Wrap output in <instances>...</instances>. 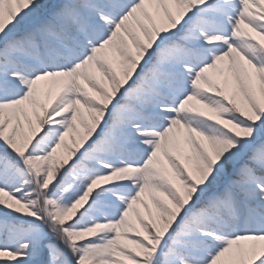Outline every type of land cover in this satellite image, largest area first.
Masks as SVG:
<instances>
[{
	"label": "snow or ice",
	"instance_id": "obj_1",
	"mask_svg": "<svg viewBox=\"0 0 264 264\" xmlns=\"http://www.w3.org/2000/svg\"><path fill=\"white\" fill-rule=\"evenodd\" d=\"M0 264H264V0H0Z\"/></svg>",
	"mask_w": 264,
	"mask_h": 264
}]
</instances>
